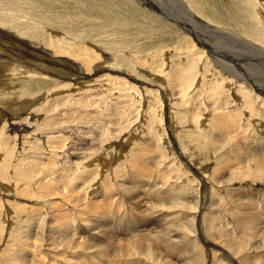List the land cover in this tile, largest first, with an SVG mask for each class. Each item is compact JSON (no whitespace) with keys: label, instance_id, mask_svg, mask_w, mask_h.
Returning <instances> with one entry per match:
<instances>
[{"label":"rangeland","instance_id":"rangeland-1","mask_svg":"<svg viewBox=\"0 0 264 264\" xmlns=\"http://www.w3.org/2000/svg\"><path fill=\"white\" fill-rule=\"evenodd\" d=\"M179 1L0 0V264H264V0Z\"/></svg>","mask_w":264,"mask_h":264},{"label":"bare ground","instance_id":"bare-ground-1","mask_svg":"<svg viewBox=\"0 0 264 264\" xmlns=\"http://www.w3.org/2000/svg\"><path fill=\"white\" fill-rule=\"evenodd\" d=\"M177 2L179 3L180 1L179 0H177ZM185 4H182V6L183 7H185L184 6ZM182 8V7H181ZM184 9H186V7L185 8H183V9H180V11H183L184 12ZM188 10V9H187ZM178 11V10H177ZM182 12V13H183ZM185 13V12H184ZM1 15V14H0ZM185 16H187V15H191V13L190 12H187V13H185L184 14ZM188 17V16H187ZM1 18H3V17H1ZM191 18H192V16H191ZM4 19V18H3ZM2 21V20H1ZM2 23V27L3 26H5V28H7L10 24H12L11 22H8V21H4V22H1ZM200 23H202V22H200ZM186 25V24H185ZM203 25V24H202ZM187 26V25H186ZM207 29H208V27H207V25H204ZM10 27V26H9ZM5 28H1V31H0V47L2 48V50H4L3 52H0V58H2V59H4L5 61L6 60H9L10 59V56L8 57V56H6V55H11V57L13 56V57H18V56H20L23 52L22 51H19V49H16V51L14 52V50H15V47L17 48V46H15V45H12V44H10V45H7V47H5L6 46V43H5V41L6 40H8V42H9V39H7L8 38V36H2L1 34L2 33H5V32H7L6 31V29ZM187 28H188V26H187ZM192 28V27H191ZM197 29H199V28H197ZM20 30V29H19ZM185 30V29H184ZM191 30V29H190ZM11 31H13V30H11ZM185 31H187V30H185ZM192 31V30H191ZM208 31V30H207ZM19 32V31H18ZM20 32H22V31H20ZM24 32V31H23ZM22 32V33H23ZM202 32V31H201ZM25 33V32H24ZM20 34V33H19ZM191 34V33H190ZM199 34V33H198ZM206 34V33H205ZM204 34V35H205ZM16 36H17V34H16ZM220 36V35H219ZM221 37V36H220ZM222 38V37H221ZM223 39V38H222ZM20 40V39H19ZM223 40H225V39H223ZM21 44V43H20ZM25 45H26V42H25ZM14 46V47H13ZM22 46V45H21ZM23 47H24V45H23ZM29 47V46H28ZM242 48V47H241ZM58 49V50H57ZM56 51L55 52H57L58 54L60 53H63V55H65V54H67V55H71V53H69V52H61V48H56L55 49ZM7 51V52H6ZM69 51V50H68ZM18 52H21L20 53V55H19V53ZM231 52V51H230ZM18 53V54H17ZM249 53V52H248ZM5 54V55H4ZM56 54V53H55ZM24 55V59H25V56L27 55L26 53L24 54H22V56ZM21 56V57H22ZM241 56V55H240ZM243 56V55H242ZM262 56V55H261ZM21 57H19V58H21ZM27 58V57H26ZM29 58V57H28ZM31 58V57H30ZM242 58V57H241ZM246 58V57H245ZM250 58V57H249ZM264 58V57H263ZM82 59V58H81ZM251 59V58H250ZM23 62H25V61H23ZM261 62V61H260ZM26 63V62H25ZM259 63V62H258ZM20 64V63H19ZM83 65H85L87 68H89L90 67V65H91V61L88 59V58H86V59H84L83 58V63H82ZM17 65V64H16ZM261 66H263V64H260ZM22 66V65H21ZM24 67V66H23ZM244 67V66H243ZM256 67V66H255ZM254 68V67H253ZM252 68V69H253ZM262 68V67H261ZM251 69V68H250ZM240 70V69H239ZM257 70V69H256ZM243 72V71H242ZM253 73H254V71H252ZM244 73V72H243ZM258 73V72H257ZM248 75V74H247ZM249 76V78L250 79H252L253 81H252V83H256V84H260V85H262L263 86V84L260 82V81H255V80H257V78H255V76H250V75H248ZM258 76V75H257ZM263 78H264V76H263ZM263 78H262V80H263ZM264 83V82H263ZM217 151V150H216ZM219 151V150H218ZM254 153V152H253ZM239 158V157H238ZM259 158V157H258ZM257 158V159H258ZM247 159V158H246ZM248 160V159H247ZM242 161V160H241ZM251 161V160H250ZM249 161V162H250ZM253 162V161H252ZM257 163V162H256ZM253 164V163H252ZM257 165H259V168L262 170V172H263V175H262V173L260 174V175H262L263 177H264V160H262V162H258V164ZM256 166V165H255ZM253 168V167H252ZM250 169V168H249ZM248 169V170H249ZM254 170V169H253ZM256 170V169H255ZM243 172H244V170H243ZM246 172H247V170H246ZM253 172V171H252ZM255 172H257V171H255ZM239 174V173H238ZM241 174V173H240ZM243 174V173H242ZM253 175H254V173H253ZM259 175V176H260ZM236 176H237V174H236ZM245 177V176H244ZM257 177V176H256ZM262 177V178H263ZM258 178V177H257ZM256 178V179H257ZM263 180V179H262ZM60 186V185H59ZM79 201V200H78ZM264 214V213H263ZM241 216V215H240ZM155 218V217H154ZM197 218V217H196ZM246 216L244 217V216H241V222H243V221H246ZM196 220V219H195ZM198 223V222H197ZM70 224V223H69ZM241 224V223H240ZM247 224V223H246ZM73 225V224H72ZM199 225V224H198ZM168 227H169V225H167ZM191 226V225H190ZM69 228H71L72 230L74 229L72 226H70ZM246 228V227H245ZM148 229V228H147ZM228 229V228H227ZM226 229V230H227ZM154 230V229H153ZM58 231H60L61 232V229H58ZM77 231V230H76ZM149 231H151V227L149 228ZM83 233V232H82ZM85 234V233H84ZM89 236H91V235H89ZM260 237V236H259ZM224 238V237H223ZM264 240V239H263ZM240 243V242H239ZM254 245H256V243L254 244ZM257 245H259V247H261V243H257ZM139 249V251L140 252H142V254L144 253L145 254V251H144V247H142V246H139L138 247ZM152 248V247H151ZM239 249V248H238ZM257 250V249H256ZM240 251V250H239ZM235 252H236V250H235ZM262 252V251H261ZM153 253V252H152ZM155 253V252H154ZM126 254L127 255H133V253H131L130 251H127L126 252ZM76 255V254H75ZM136 256V255H135ZM151 257V256H150ZM138 258V257H137ZM31 261H33L32 262V264H36V260H31ZM223 261V260H222Z\"/></svg>","mask_w":264,"mask_h":264},{"label":"water","instance_id":"water-1","mask_svg":"<svg viewBox=\"0 0 264 264\" xmlns=\"http://www.w3.org/2000/svg\"><path fill=\"white\" fill-rule=\"evenodd\" d=\"M201 46V45H200ZM202 47H204V45H202Z\"/></svg>","mask_w":264,"mask_h":264}]
</instances>
